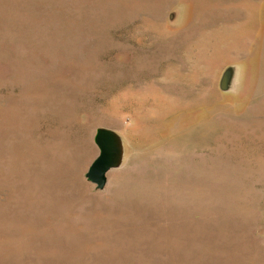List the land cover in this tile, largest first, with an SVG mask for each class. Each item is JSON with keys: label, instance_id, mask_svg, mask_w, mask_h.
<instances>
[{"label": "rangeland", "instance_id": "374dc122", "mask_svg": "<svg viewBox=\"0 0 264 264\" xmlns=\"http://www.w3.org/2000/svg\"><path fill=\"white\" fill-rule=\"evenodd\" d=\"M0 264H264V0H0Z\"/></svg>", "mask_w": 264, "mask_h": 264}, {"label": "water", "instance_id": "95a60500", "mask_svg": "<svg viewBox=\"0 0 264 264\" xmlns=\"http://www.w3.org/2000/svg\"><path fill=\"white\" fill-rule=\"evenodd\" d=\"M107 163L104 159L97 160L88 172V178L98 185L104 184L106 180Z\"/></svg>", "mask_w": 264, "mask_h": 264}]
</instances>
